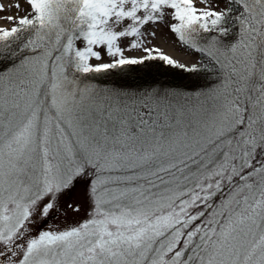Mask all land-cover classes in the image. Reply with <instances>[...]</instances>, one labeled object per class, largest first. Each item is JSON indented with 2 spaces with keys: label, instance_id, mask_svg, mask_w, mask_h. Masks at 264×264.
<instances>
[{
  "label": "snow or ice",
  "instance_id": "obj_1",
  "mask_svg": "<svg viewBox=\"0 0 264 264\" xmlns=\"http://www.w3.org/2000/svg\"><path fill=\"white\" fill-rule=\"evenodd\" d=\"M23 5L0 27V264H264V0ZM149 61L188 82H92Z\"/></svg>",
  "mask_w": 264,
  "mask_h": 264
},
{
  "label": "trees",
  "instance_id": "obj_2",
  "mask_svg": "<svg viewBox=\"0 0 264 264\" xmlns=\"http://www.w3.org/2000/svg\"><path fill=\"white\" fill-rule=\"evenodd\" d=\"M100 85L125 84L131 89H148L150 87H177L186 84L185 74L179 70L164 66L159 61H149L144 65L133 66L122 73H112L107 80L98 77L92 80Z\"/></svg>",
  "mask_w": 264,
  "mask_h": 264
},
{
  "label": "rangeland",
  "instance_id": "obj_3",
  "mask_svg": "<svg viewBox=\"0 0 264 264\" xmlns=\"http://www.w3.org/2000/svg\"><path fill=\"white\" fill-rule=\"evenodd\" d=\"M17 0H0V5L3 6V11H0V27L2 28H11L13 26L12 22L8 21L6 17L8 16H15L17 15V10L13 6ZM21 3V6L24 7L23 5V0H19ZM20 14H23L22 12ZM155 43L162 47L163 50L168 53L169 55H172L182 61L189 60L190 58L198 57V53H188L184 49H182L178 43L174 42V38H169L166 41L157 39ZM141 53L134 51L133 53H130V55H140ZM111 87V85H100V87ZM136 90V89H133ZM86 189V185L83 182L77 183L75 185V190L73 193V196L68 198L70 201L72 199H76L77 202L81 203V212L79 213V216L76 214L72 213L70 210H67V215L71 219H78L79 217H82L85 215L84 211V206H83V200L82 197H78L77 194L83 192ZM65 216V210L57 211L54 213L50 219H48L47 224L44 225L45 228L47 227H54L57 226L59 222L63 221V218Z\"/></svg>",
  "mask_w": 264,
  "mask_h": 264
}]
</instances>
